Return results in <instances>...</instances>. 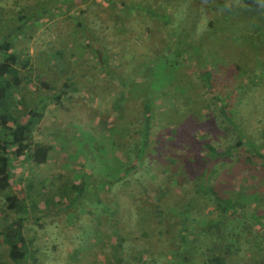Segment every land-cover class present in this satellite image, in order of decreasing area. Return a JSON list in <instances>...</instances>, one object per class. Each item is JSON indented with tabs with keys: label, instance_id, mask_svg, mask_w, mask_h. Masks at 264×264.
I'll return each instance as SVG.
<instances>
[{
	"label": "rangeland",
	"instance_id": "374dc122",
	"mask_svg": "<svg viewBox=\"0 0 264 264\" xmlns=\"http://www.w3.org/2000/svg\"><path fill=\"white\" fill-rule=\"evenodd\" d=\"M249 1L26 0L23 6H33L25 14V29L15 40L13 36L11 39L17 53L30 56L34 75H45L48 80L60 79L59 87L70 76L80 88L86 87L97 74L100 75L98 71L90 70L95 65L91 50L96 46L102 47L111 57L108 64H114L113 70L116 69V61L121 62L122 66L133 65L137 72L134 75L137 84L130 87L135 88L134 94L144 90L149 96L144 103L153 107L151 127L155 131L148 148L151 165L147 168L150 171L138 173L136 182L139 184L143 181V188L157 192L160 187H166V182L157 178L159 173L166 171L168 180L171 175L168 171L171 161L167 158L170 149L165 138L175 136V139H183L185 146L182 148L191 144L193 148L191 153H187L188 158H192L193 153L201 158L200 153L205 151L203 142L213 144L222 152L235 144L236 135L240 139L247 136L256 146L261 143L264 148V6H251ZM18 9L20 6L18 8L15 0H0V40L14 28ZM77 21L83 22L85 31ZM19 25L17 21V27ZM59 49L65 52L61 62L70 69L66 77L60 75V68L48 61L52 57L50 52ZM101 55L105 58L103 52ZM203 74L208 75V85L203 81ZM96 79L98 87L89 98L92 99V108L101 111L102 107L95 98L112 82L106 76ZM26 91L32 97L39 93L30 87ZM80 97L76 95L77 99ZM94 110L83 113L84 119H79V124L74 123L78 120V114L67 115L65 126H60L62 120L57 118L60 125H51L52 129L47 135L49 140L52 137L56 140L50 152L52 165L33 167L35 178L24 181L25 189L30 190L38 188V182L44 177L47 191L54 193V197L58 196L56 203L49 208L52 215L43 216L37 229L41 246L47 252L56 247L57 256L48 254L41 264H65L67 261L72 264H102L98 253L105 250L104 238L110 215L102 213L104 206L95 204V198H87L83 203L96 215L87 218L85 206L77 200L82 198L83 191L101 192L110 187L108 179L102 181L103 178L99 176L102 171L114 172L115 165L129 166L131 163L117 162L116 148L111 144L109 132L119 134L120 129L111 127V123H106V118L96 120ZM177 115L181 119L175 117ZM224 115L229 127L227 131L223 130L226 126L222 121ZM56 127L58 132L51 137ZM194 131L205 133V136L200 134L204 140L186 143ZM36 135L37 140L42 139V135ZM179 144L172 143L171 149L181 152ZM132 147L130 145L122 150V157L126 155L127 161L134 160ZM245 152L243 148L240 154H247ZM177 159L180 160L179 157ZM230 167L231 161L225 162L227 172ZM231 176L232 180L237 177L235 172ZM61 178L62 184H58ZM247 178L243 183L251 184L253 175L249 174ZM219 180L220 183L227 182L224 176ZM83 181L85 184L77 195L64 197L56 194L58 186L62 185L63 190H67L74 183ZM232 184L236 186L234 182ZM261 186L260 193L263 195L264 185ZM129 188L138 192L135 186V189ZM42 193L38 194L36 201L45 207L46 196ZM113 193L101 192L104 204L114 200ZM143 199V196L135 200L125 198L124 203L128 207ZM262 206L260 204L259 208L263 209ZM123 213L128 215L126 209ZM1 214L6 217L3 211ZM121 216L122 210L114 217L118 218L115 224L122 220ZM126 216L124 219L127 222H121V227L129 224ZM175 229L172 228V231ZM211 234V238L215 237L216 230L212 229ZM145 240L137 238L133 244L137 251L146 248ZM68 249H72L74 255H66ZM158 264L168 263L163 259Z\"/></svg>",
	"mask_w": 264,
	"mask_h": 264
},
{
	"label": "trees",
	"instance_id": "16d2710c",
	"mask_svg": "<svg viewBox=\"0 0 264 264\" xmlns=\"http://www.w3.org/2000/svg\"><path fill=\"white\" fill-rule=\"evenodd\" d=\"M25 1L15 0L18 8L20 6L16 10L18 13H15L16 20L21 25L17 27L15 21L12 31L10 29V33L0 40V264H41V260L46 259L48 254L54 253L57 256L56 247L47 252L41 246L37 229L43 216L52 215L49 208L56 203L58 196L54 197V193L47 191L44 177L43 181L38 182V188L30 190L25 189L24 181L35 178L33 167L52 165L50 152L53 142L56 143L52 136L58 132V128H53L50 135L52 140L47 135L52 129L51 125H60L57 118L62 120L60 126H65L67 115L78 114V120L74 123L79 124V119H84L83 113L94 110L89 96H93L92 91L98 82L96 78L101 76H106L112 85L95 98L102 107L101 111L94 110L97 113L96 120L106 118V123H111V127H119V134L109 132L111 144L116 148V159L118 163H131L129 166L115 165L114 172L105 170L99 174L102 181L108 179L110 186L101 192L113 193L115 190V198L107 202L109 205L103 203L100 191H83L82 198L77 200L85 206L87 218L96 216L83 203L87 198H95V204L104 206L101 208L102 213L110 215V224L106 226L104 238L105 250L98 253L102 264H158L163 259L168 264H264V208H259L260 204L264 207V194L260 193V188L263 187L261 184L264 185L263 145L260 143L256 146L247 136H241L240 139L236 135L235 144L222 152L213 144L203 142L205 151L200 153L201 158L196 153L188 158L187 153H191L193 148L190 143L204 140L200 134L205 133L194 131L186 139V143L190 144L186 148L181 147L185 146L183 139H175V136L165 138L170 149L167 154L171 161L168 169L170 180L165 169L157 178L164 180L166 187H160L157 192L143 188L144 182L138 184L136 177L142 170L145 173L150 171L147 168L151 165L148 148L155 131L151 127L153 107L144 103L149 96L144 90L134 94L135 88L130 87L137 84L134 77L136 69L130 63L122 66L121 62L116 61V69L113 70L114 64H108L111 57L103 48L96 46L91 50L88 42L89 49L95 56V65L90 70L98 71L101 75L97 74L95 80L88 84L91 87L87 85L80 88L70 79L71 76L59 87L60 79L48 80L45 75H34L30 56L17 53L14 44L15 38L25 29L23 25L26 24V12L33 6H23ZM249 3L251 6L255 4V7L262 6L260 4L264 6V0H250ZM77 24L85 31L82 21H77ZM12 36L14 40L11 39ZM101 52L105 54V58ZM64 53L62 49L51 51L52 57L48 61L60 68V75L66 77L70 69L61 62ZM205 75L203 74V81L208 85L210 81L208 75ZM27 87L39 93L32 97L27 93ZM76 95H81V99H77ZM175 117L181 119L179 115ZM222 121L226 124L223 130H229L225 115ZM36 134L42 135V139L37 140ZM126 137L130 139L125 140ZM172 143H180L181 152L173 151ZM130 145H133L134 160L127 161L126 155L122 157V150ZM243 148L247 154L241 155ZM228 161H231V167L227 172L224 165ZM231 171L237 175L235 180L242 183L248 179L249 174L253 175L252 183L237 184L232 180ZM222 176L227 182L220 183L219 178ZM259 177L262 178L256 183ZM83 183L84 181L74 183L67 190H63L62 185L58 186L56 194L64 197L77 195ZM58 184H62V178ZM134 186L138 192L129 188ZM41 193L46 196L45 207L36 201ZM138 196H143L144 199L128 207L124 203L125 198L135 200ZM124 209L127 216L123 213ZM121 210L122 220L115 224L118 218L114 217ZM1 211L6 217H2ZM258 211L262 213L258 214ZM123 215L129 222L125 227L120 226L121 222H127ZM212 229L216 230V236L211 238ZM137 238L146 239V248L137 251L133 246ZM70 253L73 254L72 249H68L66 255L69 256ZM65 264L72 263L67 261Z\"/></svg>",
	"mask_w": 264,
	"mask_h": 264
}]
</instances>
